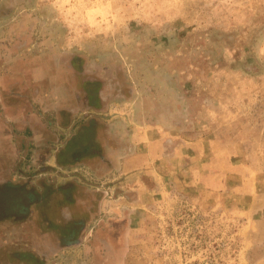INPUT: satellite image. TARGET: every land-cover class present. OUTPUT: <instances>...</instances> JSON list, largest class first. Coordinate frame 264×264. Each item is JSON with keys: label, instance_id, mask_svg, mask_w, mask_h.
Listing matches in <instances>:
<instances>
[{"label": "rangeland", "instance_id": "1", "mask_svg": "<svg viewBox=\"0 0 264 264\" xmlns=\"http://www.w3.org/2000/svg\"><path fill=\"white\" fill-rule=\"evenodd\" d=\"M0 264H264V0H0Z\"/></svg>", "mask_w": 264, "mask_h": 264}, {"label": "flooded vegetation", "instance_id": "2", "mask_svg": "<svg viewBox=\"0 0 264 264\" xmlns=\"http://www.w3.org/2000/svg\"><path fill=\"white\" fill-rule=\"evenodd\" d=\"M110 69L111 66L95 67L94 65H84L81 67V73H83V79L81 81L85 84V87H88V90L81 93V95L83 96L84 102L88 109L95 107L94 104L92 105V102H103L106 99L104 96L105 94L102 92L101 85L106 81L108 76H110Z\"/></svg>", "mask_w": 264, "mask_h": 264}, {"label": "crops", "instance_id": "3", "mask_svg": "<svg viewBox=\"0 0 264 264\" xmlns=\"http://www.w3.org/2000/svg\"><path fill=\"white\" fill-rule=\"evenodd\" d=\"M72 128V127H71Z\"/></svg>", "mask_w": 264, "mask_h": 264}]
</instances>
